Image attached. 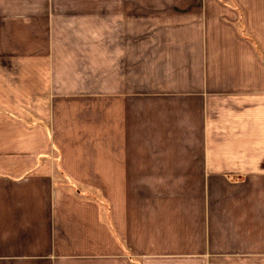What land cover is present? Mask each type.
Returning a JSON list of instances; mask_svg holds the SVG:
<instances>
[{"label":"crops","instance_id":"crops-1","mask_svg":"<svg viewBox=\"0 0 264 264\" xmlns=\"http://www.w3.org/2000/svg\"><path fill=\"white\" fill-rule=\"evenodd\" d=\"M0 264H264V0H0Z\"/></svg>","mask_w":264,"mask_h":264},{"label":"rangeland","instance_id":"rangeland-1","mask_svg":"<svg viewBox=\"0 0 264 264\" xmlns=\"http://www.w3.org/2000/svg\"><path fill=\"white\" fill-rule=\"evenodd\" d=\"M22 35H24V36H28V33H21ZM73 55H75V53H73ZM70 66V65H69ZM60 67H61V64H58V66H57V68H55V70H60ZM70 104H76V101H75V99H74V101H70ZM58 115H59V112H58ZM192 180V179H191ZM195 180V179H194ZM196 182V181H195ZM192 183H193V181H192ZM192 183H187V184H192ZM201 183V180L199 179V177H198V180H197V182H196V184H200ZM200 189V188H199ZM95 195L96 196H99V194L98 193H95ZM101 195H102V193H101ZM182 196H183V193H182ZM184 197V196H183ZM188 197V196H187ZM94 198H97V197H94ZM192 198H198V200H203L204 201V199H203V197H202V193L201 192H196V193H193V197ZM101 199H103V198H101Z\"/></svg>","mask_w":264,"mask_h":264}]
</instances>
